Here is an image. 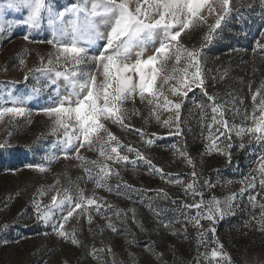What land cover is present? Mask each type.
<instances>
[{
	"label": "snow or ice",
	"instance_id": "obj_1",
	"mask_svg": "<svg viewBox=\"0 0 264 264\" xmlns=\"http://www.w3.org/2000/svg\"><path fill=\"white\" fill-rule=\"evenodd\" d=\"M256 0H7L0 6V36H7L18 28L24 29L23 39L31 43L47 44L50 47L45 55L37 52L38 63L28 67L24 58L29 54L24 50L19 55V64L23 71V81L5 82L10 87L0 91V124L7 123L13 128L23 118L31 123L34 110L27 105L33 100L47 94L46 100L35 108V114H42L49 120L48 133L55 137V146L50 153L46 152L42 161L28 164L27 168L39 173H47L51 165L60 159L78 161L84 176L79 180L92 181L96 189H103L116 195L122 189L136 190L121 177V168L131 164L134 167L143 162L152 174H157L168 183L182 186L185 195L192 198V203L172 200L179 203L176 209L183 216L180 231L187 238L188 225L197 229V250L194 264H234L231 257L216 236V225L226 217L234 215V209L240 207L245 193L252 209H259V214L250 215L245 224L264 232V202L257 201L256 192L264 190V81L252 94L251 112L242 109L243 99L232 93H226L230 99L218 102L216 94H209L206 87L208 72L205 50L220 38L235 17L237 21L244 18L243 11L251 10ZM264 10V0H259ZM13 12L17 16L8 19ZM205 28L199 46L188 47L182 42V35ZM45 33V39L37 40L34 34ZM264 37V32L260 33ZM257 49H264V44L256 41ZM152 49L150 55L145 53ZM232 51H238L233 49ZM227 72L219 77L224 79ZM33 81L29 91H15V85ZM199 89L208 103H197L195 95L189 100V93ZM251 90V84H249ZM137 103L141 107H137ZM186 103H191L200 110V123L208 135L205 153H217L232 162L233 147L245 150V137L248 145L255 143L262 149L253 153L255 165L240 181L239 192L232 193L223 199L212 195L204 198L205 190L215 185L204 179L201 184L195 164L186 151V146L172 145L174 153L183 157L192 167L186 182L179 173H165L153 161L145 156L139 147L131 142L122 141L109 127L115 125L126 132H135L141 143L151 147L156 140L162 139L146 127L155 123L167 130V135L183 137L184 123L182 112ZM146 111L145 112L142 111ZM191 109H188L191 114ZM231 114V123L226 118ZM140 117L141 128L134 127L132 120ZM240 118V123L236 118ZM210 121V122H209ZM9 137L12 135L9 132ZM233 137L238 143L233 142ZM8 146V141L0 143V148ZM94 152L96 159H89L81 150ZM219 170H217L218 172ZM66 175V174H65ZM116 179L118 183H111ZM69 186H60L57 179L52 185L37 190L32 207L37 223H43L51 229L62 242L82 247L78 238L79 228H66L75 216L77 223L85 218L89 225L94 223L95 216L105 221V227L113 233L125 231L131 235L126 239L128 245H139L134 233L129 229L118 228L112 216L125 225L128 219L137 225L141 232L147 231L142 221L138 220L136 209H120L111 204L105 197L93 192L86 195L85 189L78 183L68 181ZM231 183V181H228ZM158 197L168 199L163 189L155 190ZM49 193V203L44 205L42 198ZM199 197V199H197ZM131 199V195H128ZM144 203L143 200L140 201ZM147 207L154 215L160 212L153 208V201ZM195 210V215L188 212ZM187 210V211H185ZM129 212L131 216L129 217ZM110 213V214H109ZM20 215H23L21 213ZM208 222L204 228L201 221ZM163 228L177 234L174 225L180 219L159 222ZM9 225L5 224L7 228ZM89 231H92L90 228ZM103 229H101V232ZM211 233V241L208 234ZM49 235V233H44ZM215 245L209 249L208 244ZM7 244V241H4ZM204 251H200V247ZM112 256L110 264H117L111 246H106ZM144 252L152 258L148 264H167L164 253L157 250L155 241L149 239L144 243ZM173 264H176L175 248ZM105 248L93 246L89 252L97 264H109L101 254ZM133 255L132 253H129ZM46 264V261L43 262ZM64 264H67L65 261ZM133 264H136L134 258ZM193 264V262H187Z\"/></svg>",
	"mask_w": 264,
	"mask_h": 264
},
{
	"label": "rangeland",
	"instance_id": "obj_2",
	"mask_svg": "<svg viewBox=\"0 0 264 264\" xmlns=\"http://www.w3.org/2000/svg\"><path fill=\"white\" fill-rule=\"evenodd\" d=\"M7 0H0V6L6 3ZM67 2V0H63ZM245 3L246 0H240ZM17 13L13 12L8 19H13ZM244 18L237 21L234 17L229 26L220 33V38L213 41L206 50L207 63L205 68L211 70L207 77H211L216 84L222 87L221 92H216L218 102L225 99H230L226 93L243 99L242 109L246 108L251 112L253 102L252 94L259 88L262 81H264V49H257L256 41L259 40L264 44V37L260 36L264 32V10L259 6V0H256L253 9L243 11ZM206 31L205 28H200L194 32H189L182 35L181 39L188 47L199 46L201 38ZM24 29L18 28L9 33L7 36H0V91L10 87L5 82L18 80L23 81V71L19 64V55L24 50H28L29 54L24 58L27 61L28 67H32L38 63L37 52L45 55L50 51L47 44H29L23 39ZM35 39H45V33L40 32L34 34ZM251 44L252 47H248ZM237 49L238 51H232ZM152 49L150 48L145 55H150ZM227 72L224 79H219L221 75ZM31 79L27 84L20 83L15 85V91L23 90L27 93L32 86ZM251 84V90L249 89ZM190 92L189 96L195 95L196 91ZM47 94L33 100L27 106L33 108L34 114L31 117V123L21 118L17 122V126L13 128L7 123L0 124V143L5 140L8 141V146L0 148V225L7 224V228L0 230V264H97L89 252L93 246L96 248H105V252L101 255L109 261L112 256L107 253L106 246H111L112 252L115 253L117 264H133L135 258L136 264H148L152 260L143 250L144 243L149 239L155 241V246L158 251L164 253V259L167 264H173V252L169 251L172 246L175 248L176 264H187L193 262L197 250V229L191 225L187 227V238L183 231H180L183 222V216L177 210L172 208L162 207L155 208L160 214L154 215L147 207V202L152 200L148 191H133L132 189H122L121 195H116L115 192L109 193L103 189H96L92 181L79 180V177L84 176L83 170L77 167L78 161L60 159L51 165V170L47 173H39L34 169L27 168L28 164L40 163L46 152L50 153L55 146V137L51 135H44L39 141L37 137L42 133H48L49 120L42 114H35V108H38ZM191 97V98H192ZM198 103V102H197ZM141 107L139 103L136 105ZM196 115V124L201 128V136H194L193 140L198 142L202 140V147L205 151L208 135L206 128H203L200 123V110ZM147 114L145 110L142 109ZM226 118L231 123V114L226 113ZM182 120H185V118ZM210 122V121H209ZM236 122L240 123V118H236ZM134 127L141 128L143 126L140 117H134L132 120ZM186 126V122L184 123ZM183 125V127H184ZM111 130L120 139L123 136V130L115 125H109ZM188 128V127H187ZM146 130L154 132L162 139L156 142H162V150L168 152L166 160L159 161L160 168H163L165 173L176 174L180 169L178 168V160L182 157L174 153L172 145L174 143L173 136L167 135V130L159 125L150 123ZM190 129L187 130L188 133ZM9 132L12 135L9 137ZM129 137H123L121 140L125 143L131 142L134 147H139L140 150L149 152L151 147H146L141 143V138L135 132H126ZM248 137H245L246 149L237 150L235 146L232 150V162L222 163L221 156L217 153L204 155H196L191 158L195 164L197 171L205 175L210 173L211 169L215 171L213 178H217V190L213 191V195L217 198L224 197L239 192L242 187L240 181L246 176L249 171L255 167L253 161L255 155L262 151L259 145L253 143L248 145ZM155 142V143H156ZM234 145L238 143L233 137ZM177 147H179L177 145ZM81 152L89 159H96L97 154L94 152H86L83 149ZM150 154V153H149ZM148 158H152L148 155ZM161 155L159 156V159ZM129 167V168H128ZM217 170H219L217 172ZM143 171L150 172L149 168L142 161L134 167L128 164L121 168V177L126 182L135 181L136 178L141 179L140 174ZM132 173L134 177H129ZM151 173V172H150ZM66 174V175H65ZM128 174V175H127ZM152 174V173H151ZM151 179L156 181L158 186H166L169 184L161 179L159 175L155 174ZM130 178V179H126ZM187 179V177H185ZM60 180V186H69L68 181L71 180L78 183L79 186L85 189L86 195H92L93 192L101 197H105L111 204L120 209L128 210L135 208L138 220L142 221L145 229L149 232V236L145 232H141L137 225L128 219L125 225L120 224L113 215L112 219L117 223L118 228H127L131 233H134L136 239L140 241L139 245H128L126 239H131V235L125 231H118L113 233L110 229L105 227V221L100 216H95L94 223L89 225L85 218H80L79 223L75 216L69 221L66 228H79L78 238L82 241V247L73 246L70 243L62 242L55 234L51 233L49 226L44 225L43 230L36 226V218L30 217L32 209V201L37 193V190L42 186L46 187L52 185L55 180ZM231 181V183H228ZM112 184L118 183L116 179L111 181ZM128 184V183H127ZM131 185V184H128ZM132 186V185H131ZM134 187V186H133ZM146 188V187H144ZM143 187H134L136 190H148ZM182 186L174 185V191L178 192ZM253 195L259 192L256 199L259 202H264V190L257 187L256 190H249ZM174 194L176 197L178 194ZM54 193H49L42 198V203L47 205L50 196ZM180 194V193H179ZM131 195V199H128ZM249 192L245 193V197L240 203V207L234 209V215L226 217L217 225L216 236L219 237L220 242L224 245L225 250L231 257L234 264H264V232L257 230L253 224L251 228L246 227L245 224L249 222L250 215L259 214V209H252L248 204L247 197ZM143 200L144 203L140 201ZM150 211V215H141L144 212ZM23 213V215H20ZM110 214V213H109ZM188 214V213H187ZM195 215V214H188ZM131 213L129 212V217ZM173 219H180L181 223L174 225L177 234L173 235L169 229L163 228L159 222H167ZM201 224L204 228H208L207 221L202 220ZM92 231H89V229ZM101 229L103 231L101 232ZM49 233V235H44ZM211 233L208 234V240L211 241ZM4 241L8 243L5 244ZM209 249L215 247L209 242ZM200 251L204 248L201 246ZM129 253L134 254L130 255ZM203 264V261L201 262Z\"/></svg>",
	"mask_w": 264,
	"mask_h": 264
},
{
	"label": "trees",
	"instance_id": "obj_3",
	"mask_svg": "<svg viewBox=\"0 0 264 264\" xmlns=\"http://www.w3.org/2000/svg\"><path fill=\"white\" fill-rule=\"evenodd\" d=\"M252 47L251 44H248V47ZM206 87H207V91L209 92V94H215L216 92H221L222 91V87L219 86L218 84H216V82L213 81V79L211 77H207L206 78ZM196 90V89H195ZM192 96H189V100H191ZM196 100L198 103H204L207 104L208 101L206 99V97L203 96V94L201 93L200 90L196 91ZM188 109H191V114H189ZM198 114V110L196 108L193 107V105L191 103H186L185 105V109L182 112V118H185V122H186V126L184 125V133H183V137H179L176 138V136H173L174 138V143H176L179 147L181 146H186V151L187 153L190 155L191 158L195 157L196 155H208L205 153L203 147H202V140H198V142L193 140L194 136H201L202 134V130L200 127L197 126L195 119L197 118L196 115ZM188 127V128H187ZM189 130L190 133L187 132V130ZM117 133V132H115ZM123 136L121 135V139L123 137L127 138L129 137L128 133H126V131L123 130ZM162 142H156L155 145L149 150V152H145L144 150H141L145 156L149 157L148 155H151L152 158H150L153 163L155 165H157L158 167H160V163L159 161H163L166 160L168 157V152H165L162 150V146H161ZM150 153V154H149ZM161 155V158L159 159V156ZM159 160V161H158ZM221 162L222 163H226L225 157L221 156ZM129 168V167H128ZM178 168L180 169L179 171H177L176 173H179L181 175V177L187 182L190 177L187 175L188 173H190L192 171V167L189 166L184 158H180L178 160ZM214 169V168H212ZM210 171V173H208V175L205 177V175L200 174L197 169L195 168L196 172H197V176L200 179L201 184L203 183L204 179H209L214 185L215 187H213L212 189L209 190H205L204 192V198L207 200L209 199L212 195H213V191L217 190L218 186H217V178H213L215 175V171L212 170ZM135 174L136 173H132L129 177H134L135 178ZM128 175V174H127ZM153 176H156L155 174H151L150 172H146L143 171L142 174H140L141 179H137L135 181H131V182H127L128 184H131L134 187H146L144 189H148V190H152V191H148L149 192V196L152 197V201H153V208H164V207H169L172 208L174 210L179 209L180 205L179 203L177 204H172L171 201L172 200H177V201H185L186 203H192V198L190 196L185 195L183 189L178 190L177 192V196L176 197L174 194H176V192L174 191V185L172 183L167 184V187L164 186H158L156 181H153L154 179H151ZM187 177V179L185 178ZM126 179H130V178H126ZM129 181V180H126ZM159 189H163L164 192H166L168 194V199H165L163 197H158L156 195V191L155 190H159ZM180 193V194H179ZM197 199H199V197H197ZM33 209V208H32ZM34 211V210H33ZM187 211V210H185ZM188 214H195V210H191V212H188ZM141 215L143 216H148L150 215V211L144 212ZM30 217L32 219L35 218L34 212H30ZM37 222V221H36ZM183 223V222H182ZM181 223V225H182ZM5 224H1L0 225V230H2L4 228ZM36 226L38 228H40L41 230H43V226H41V223H37ZM190 227H188L189 229ZM146 236H149V232L146 231L145 232Z\"/></svg>",
	"mask_w": 264,
	"mask_h": 264
}]
</instances>
